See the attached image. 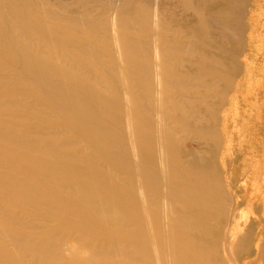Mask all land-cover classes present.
Returning a JSON list of instances; mask_svg holds the SVG:
<instances>
[{"label": "bare ground", "instance_id": "1", "mask_svg": "<svg viewBox=\"0 0 264 264\" xmlns=\"http://www.w3.org/2000/svg\"><path fill=\"white\" fill-rule=\"evenodd\" d=\"M90 15L0 0V264H264L218 162L237 55L176 73L206 46L156 37L179 32L146 8Z\"/></svg>", "mask_w": 264, "mask_h": 264}, {"label": "rangeland", "instance_id": "2", "mask_svg": "<svg viewBox=\"0 0 264 264\" xmlns=\"http://www.w3.org/2000/svg\"><path fill=\"white\" fill-rule=\"evenodd\" d=\"M36 1L58 13L75 14L76 11L87 10L91 12L90 18L94 23L109 22L111 13L116 9L131 14L139 7L148 9L154 17L153 21L179 32L176 37H172L173 35L165 34L158 29L155 32L156 37L168 40L174 38L172 41L177 40L182 43L190 41L195 48L199 45L206 46L205 49L199 48L198 54L190 57L188 62L175 66L176 73L193 74L190 64L194 63V58L202 53L217 57L225 53L226 55L221 57L225 59L237 55L239 72L235 75V83L226 97L225 104L218 112L217 126L220 135L217 149L218 162L227 178L226 187L236 199L233 208L235 206L236 213L241 215L239 220L241 225L245 224L239 233L249 237L253 250L257 246L263 247L264 0H190V3H186L185 0ZM26 43L34 51H39L38 53L35 51L37 54L40 53L36 40H29ZM233 45L239 50L230 48ZM218 47L222 48L221 52L216 51ZM231 50H234V53ZM6 74L8 73L0 71V77ZM192 90L189 89L187 93L188 110L195 116L204 117L206 115L204 105L210 106L215 99L195 100L196 95ZM199 95L197 93L198 97ZM175 133L179 135L177 130ZM190 139L187 141L180 139V142H188L187 150L196 153L203 161L209 158L213 148L212 143ZM209 227L213 230L212 225ZM24 237L21 232L18 239L22 240ZM240 260L249 262L252 257L243 255Z\"/></svg>", "mask_w": 264, "mask_h": 264}]
</instances>
